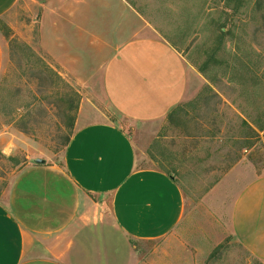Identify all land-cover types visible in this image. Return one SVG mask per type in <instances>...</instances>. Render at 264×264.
<instances>
[{"label": "crops", "instance_id": "0c3cea01", "mask_svg": "<svg viewBox=\"0 0 264 264\" xmlns=\"http://www.w3.org/2000/svg\"><path fill=\"white\" fill-rule=\"evenodd\" d=\"M18 2L0 0V19ZM38 46L82 106L62 165L30 166L0 200V264H132L128 242L172 236L186 203L171 175L139 167L125 124L112 117L166 120L191 99L197 72L128 0H50ZM5 59L0 39V75ZM215 230V245L233 238L264 264V174L243 186Z\"/></svg>", "mask_w": 264, "mask_h": 264}, {"label": "rangeland", "instance_id": "374dc122", "mask_svg": "<svg viewBox=\"0 0 264 264\" xmlns=\"http://www.w3.org/2000/svg\"><path fill=\"white\" fill-rule=\"evenodd\" d=\"M49 1L19 0L0 19L6 49L0 75L2 201L37 160L62 165L81 111L78 88L38 49ZM128 1L197 72L191 99L166 120L137 125L112 117L125 124L139 167L171 175L186 203L184 222L172 236L126 243L132 264H263L233 238L215 245L214 237L243 186L264 174V0H243L240 9L227 0ZM93 9L96 15L103 10Z\"/></svg>", "mask_w": 264, "mask_h": 264}, {"label": "trees", "instance_id": "16d2710c", "mask_svg": "<svg viewBox=\"0 0 264 264\" xmlns=\"http://www.w3.org/2000/svg\"><path fill=\"white\" fill-rule=\"evenodd\" d=\"M231 1H235L236 3H237V6L239 7V9L241 8V4H243V0H227L226 2H231ZM223 37H224V35H223V33H221L220 35H219V38H221L220 40H223ZM211 58V57H210ZM207 66V65H206ZM206 66H202V67H200L198 70H199V72L202 74V75H205L206 74ZM175 111V110H174ZM174 111L169 115V117L174 113ZM263 130H264V128H263ZM220 248H222V246H219L217 249H216V251L217 250H219ZM215 251V252H216ZM217 253V252H216Z\"/></svg>", "mask_w": 264, "mask_h": 264}, {"label": "water", "instance_id": "95a60500", "mask_svg": "<svg viewBox=\"0 0 264 264\" xmlns=\"http://www.w3.org/2000/svg\"><path fill=\"white\" fill-rule=\"evenodd\" d=\"M36 164H38V165H42V164H45V161L37 160V161H36Z\"/></svg>", "mask_w": 264, "mask_h": 264}]
</instances>
